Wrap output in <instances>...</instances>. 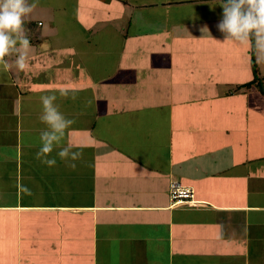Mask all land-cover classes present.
Returning a JSON list of instances; mask_svg holds the SVG:
<instances>
[{
  "label": "crops",
  "instance_id": "crops-1",
  "mask_svg": "<svg viewBox=\"0 0 264 264\" xmlns=\"http://www.w3.org/2000/svg\"><path fill=\"white\" fill-rule=\"evenodd\" d=\"M222 2L38 0L28 67L0 72V264H264V95L237 88L251 43L218 31ZM61 86L75 170L36 159Z\"/></svg>",
  "mask_w": 264,
  "mask_h": 264
},
{
  "label": "clouds",
  "instance_id": "clouds-1",
  "mask_svg": "<svg viewBox=\"0 0 264 264\" xmlns=\"http://www.w3.org/2000/svg\"><path fill=\"white\" fill-rule=\"evenodd\" d=\"M38 0L29 4L28 0H0V72L8 73L14 66L19 71L28 67L31 43L24 28V18L36 8ZM222 16L216 24L226 41L240 45L251 43L258 64L264 63V0H223ZM204 30V29H203ZM15 54L13 63L6 57ZM79 89L61 86L49 90L50 94L40 96L42 111L39 120L46 125L39 135V150L36 159L54 167L55 157L50 155L55 148L66 167L75 170V161L81 159L82 151L73 150L72 144L60 147L65 140L66 131L74 121L64 116L56 104L57 94L62 98L76 99Z\"/></svg>",
  "mask_w": 264,
  "mask_h": 264
},
{
  "label": "built area",
  "instance_id": "built-area-1",
  "mask_svg": "<svg viewBox=\"0 0 264 264\" xmlns=\"http://www.w3.org/2000/svg\"><path fill=\"white\" fill-rule=\"evenodd\" d=\"M170 195L173 204L197 207L204 203L195 198V191L192 187L182 184L179 180L171 182Z\"/></svg>",
  "mask_w": 264,
  "mask_h": 264
},
{
  "label": "trees",
  "instance_id": "trees-1",
  "mask_svg": "<svg viewBox=\"0 0 264 264\" xmlns=\"http://www.w3.org/2000/svg\"><path fill=\"white\" fill-rule=\"evenodd\" d=\"M250 53H251V64H252V69H253V78L248 82L239 84L237 88L238 89H250L254 87L264 95V76H262L260 73L259 65L256 62V56H255L254 51L252 50V47H251Z\"/></svg>",
  "mask_w": 264,
  "mask_h": 264
},
{
  "label": "rangeland",
  "instance_id": "rangeland-1",
  "mask_svg": "<svg viewBox=\"0 0 264 264\" xmlns=\"http://www.w3.org/2000/svg\"><path fill=\"white\" fill-rule=\"evenodd\" d=\"M249 113V112H248ZM245 117H247L249 119V115H245Z\"/></svg>",
  "mask_w": 264,
  "mask_h": 264
}]
</instances>
